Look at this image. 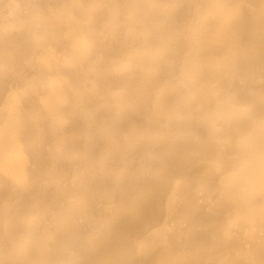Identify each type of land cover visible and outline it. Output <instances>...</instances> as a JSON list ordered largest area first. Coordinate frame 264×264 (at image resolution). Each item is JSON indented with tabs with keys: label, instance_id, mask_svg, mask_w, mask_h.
<instances>
[{
	"label": "bare ground",
	"instance_id": "obj_1",
	"mask_svg": "<svg viewBox=\"0 0 264 264\" xmlns=\"http://www.w3.org/2000/svg\"><path fill=\"white\" fill-rule=\"evenodd\" d=\"M0 264H264V0H0Z\"/></svg>",
	"mask_w": 264,
	"mask_h": 264
}]
</instances>
